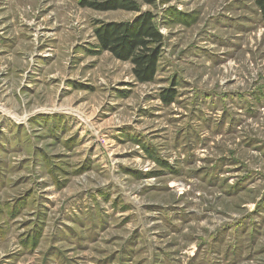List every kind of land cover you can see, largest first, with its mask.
Returning a JSON list of instances; mask_svg holds the SVG:
<instances>
[{"label": "rangeland", "instance_id": "rangeland-1", "mask_svg": "<svg viewBox=\"0 0 264 264\" xmlns=\"http://www.w3.org/2000/svg\"><path fill=\"white\" fill-rule=\"evenodd\" d=\"M136 1L147 83L95 36L139 13L0 0V264H264L262 14Z\"/></svg>", "mask_w": 264, "mask_h": 264}, {"label": "trees", "instance_id": "trees-1", "mask_svg": "<svg viewBox=\"0 0 264 264\" xmlns=\"http://www.w3.org/2000/svg\"><path fill=\"white\" fill-rule=\"evenodd\" d=\"M149 4L157 0H146ZM264 19V0H255ZM80 4L96 10H126L139 13L132 21L100 22L95 29L99 48L115 58L132 64V72L141 83L152 82L157 76L159 60L166 37L155 22L151 11H141L136 0H80ZM161 99L171 104L176 99L174 87L163 90Z\"/></svg>", "mask_w": 264, "mask_h": 264}, {"label": "bare ground", "instance_id": "bare-ground-1", "mask_svg": "<svg viewBox=\"0 0 264 264\" xmlns=\"http://www.w3.org/2000/svg\"><path fill=\"white\" fill-rule=\"evenodd\" d=\"M22 121V120H21Z\"/></svg>", "mask_w": 264, "mask_h": 264}]
</instances>
